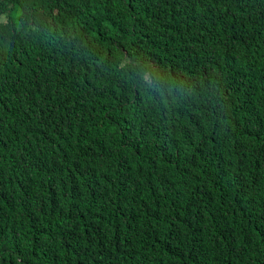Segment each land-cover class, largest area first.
<instances>
[{"label": "trees", "instance_id": "1", "mask_svg": "<svg viewBox=\"0 0 264 264\" xmlns=\"http://www.w3.org/2000/svg\"><path fill=\"white\" fill-rule=\"evenodd\" d=\"M0 264H264V0H0Z\"/></svg>", "mask_w": 264, "mask_h": 264}, {"label": "clouds", "instance_id": "2", "mask_svg": "<svg viewBox=\"0 0 264 264\" xmlns=\"http://www.w3.org/2000/svg\"><path fill=\"white\" fill-rule=\"evenodd\" d=\"M143 193V191L141 190V193L140 194H142ZM140 197H141V195H140ZM140 202H141V204H142V200H141V198H140ZM143 205V204H142ZM144 206V205H143ZM139 210H146V209H144V208H141V209H139ZM135 212H137V211H135ZM134 212V213H135Z\"/></svg>", "mask_w": 264, "mask_h": 264}]
</instances>
